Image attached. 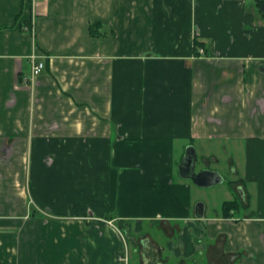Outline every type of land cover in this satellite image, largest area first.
I'll list each match as a JSON object with an SVG mask.
<instances>
[{"label": "crops", "instance_id": "obj_1", "mask_svg": "<svg viewBox=\"0 0 264 264\" xmlns=\"http://www.w3.org/2000/svg\"><path fill=\"white\" fill-rule=\"evenodd\" d=\"M262 5L0 0V264H264Z\"/></svg>", "mask_w": 264, "mask_h": 264}, {"label": "water", "instance_id": "obj_2", "mask_svg": "<svg viewBox=\"0 0 264 264\" xmlns=\"http://www.w3.org/2000/svg\"><path fill=\"white\" fill-rule=\"evenodd\" d=\"M195 160H196L195 155L188 154L184 160V166L189 165L191 167V170L193 172L192 178L198 185L210 186V185H214L223 180L219 174L215 172H211V171H204V172H201L200 174L194 175V166L196 163ZM197 208H198L197 215L200 216L202 212L203 204H199Z\"/></svg>", "mask_w": 264, "mask_h": 264}, {"label": "rangeland", "instance_id": "obj_3", "mask_svg": "<svg viewBox=\"0 0 264 264\" xmlns=\"http://www.w3.org/2000/svg\"><path fill=\"white\" fill-rule=\"evenodd\" d=\"M222 166H223V169H224L225 168L224 166H226V163L222 162ZM225 186H226V184L224 183V184L215 186L214 189H213V192H216V193L213 194V196H212L213 197V201L212 202H213V205H216V207H218V208L221 207L222 201L224 200L223 196H222V195H224V192L221 191V190H223V188H225ZM208 190H211V188L208 189ZM153 231H155V230H153ZM154 237L157 238L160 241H161V239L164 238L162 232H160L159 234L155 235Z\"/></svg>", "mask_w": 264, "mask_h": 264}, {"label": "trees", "instance_id": "obj_4", "mask_svg": "<svg viewBox=\"0 0 264 264\" xmlns=\"http://www.w3.org/2000/svg\"><path fill=\"white\" fill-rule=\"evenodd\" d=\"M261 1H262V3H263L262 6L264 7V0H261ZM99 26H100V23H95V24H91V25H90V34H91L92 36H96V35L99 34V31H98ZM202 44H203V43L196 41V42H195V45H194V49H195V51L198 49V47H199L200 45L202 46ZM233 207H235V202H226V203L224 204V210H225L226 212H229Z\"/></svg>", "mask_w": 264, "mask_h": 264}, {"label": "built area", "instance_id": "obj_5", "mask_svg": "<svg viewBox=\"0 0 264 264\" xmlns=\"http://www.w3.org/2000/svg\"><path fill=\"white\" fill-rule=\"evenodd\" d=\"M199 51L201 53L204 52L203 49H200ZM31 61H32L31 78H32V80H34V78L37 77L39 74H41V72L45 68V63H44V61H41L40 58H38V56H36V55H33L31 57Z\"/></svg>", "mask_w": 264, "mask_h": 264}]
</instances>
